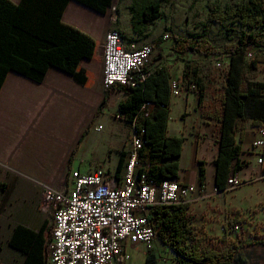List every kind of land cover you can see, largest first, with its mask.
<instances>
[{
	"label": "crops",
	"instance_id": "crops-1",
	"mask_svg": "<svg viewBox=\"0 0 264 264\" xmlns=\"http://www.w3.org/2000/svg\"><path fill=\"white\" fill-rule=\"evenodd\" d=\"M9 1L17 5L21 0ZM107 19V14L94 12L73 0L67 3L61 17L64 24L87 33L96 42L93 58L83 59L78 65L79 71L85 76V81L78 82L71 74L50 66L40 84L10 71L0 90V183L5 186L0 189V199L4 203V210L13 214L16 212L14 215L21 221L14 226L19 224L38 232L46 223L48 228L45 233L46 243L50 237L51 222L48 220V209L42 199L44 188L51 186L62 189L70 183L69 174L74 170L87 174L97 168L103 169L110 184L114 186H120L123 176L131 145L128 134L130 124L122 119L117 120L115 116H119V104L128 97V94L117 88L105 90L102 86V50L104 34L108 30ZM120 26V29L134 33L130 22L128 25L123 21ZM166 44L165 41L154 49L157 52L152 55L146 72L153 77L160 71L167 74L170 87L173 81H179L181 84L182 71L186 63L179 60L173 65L169 62L186 54L181 56L172 51L166 53L164 49ZM217 63H221L222 67H228V59L225 57L217 59ZM261 67L264 68V64H258L256 69L249 71L248 82L264 84L263 80H251L249 77L251 72L260 71ZM226 81L225 78L222 89L216 94H209L207 72V85L201 102L195 91H186L178 84L177 93L174 94L170 88L166 135L183 139L180 156L177 159L176 180L180 184L201 186L198 163L203 162L205 179L202 186L206 188L207 194L203 197L194 196L185 211L187 225L195 238L201 240L200 246L217 251L223 250L225 245L221 238L226 235L227 239L235 240L234 233H238L237 238L241 239L242 243L252 240L254 243L239 248L234 264H264V162L258 163L263 148L254 146L260 139L256 124H253L257 116L249 117L241 128L233 127L231 132L234 145L240 147L233 164L239 163L237 175L245 184L241 188L224 192L225 178L222 177L219 181L222 192L218 194L214 192L217 189L215 163L219 156L223 132L219 118L222 116ZM106 92L108 94L106 107H112L116 111L113 113L115 126L107 131L105 137L117 143L116 147L108 148L110 151L106 158L109 157L110 160L109 155L113 152L115 159L112 164L104 163V167L97 164L87 169L81 166L76 169L71 164L76 145L89 129L92 128L94 132L103 130L101 125L93 126V120ZM212 95L214 99H211ZM150 96L151 100L157 98L153 91L150 92ZM99 126L102 127L101 131L97 130ZM106 158L103 162L107 160ZM120 163L121 170L117 172ZM142 165L144 169L149 170V165ZM157 209L152 207L146 211L156 233L152 250L146 251L142 245L134 247L127 245L123 254L129 255L128 250H135L139 254L140 264H145L149 255H153L156 264H176L175 253L163 243L170 231L160 226L161 215ZM235 219L241 222L235 223ZM1 222L0 220V227L3 226ZM228 222L239 224V230L225 233L223 226ZM13 228L5 241H0V264H9L14 256L12 252L14 250L7 245ZM164 255L165 258L162 257ZM23 260L24 257L20 256L19 264H22ZM117 262L125 261L121 259Z\"/></svg>",
	"mask_w": 264,
	"mask_h": 264
},
{
	"label": "trees",
	"instance_id": "trees-1",
	"mask_svg": "<svg viewBox=\"0 0 264 264\" xmlns=\"http://www.w3.org/2000/svg\"><path fill=\"white\" fill-rule=\"evenodd\" d=\"M70 0H21L15 5L9 0H0V90L10 71L24 75L37 83H42L50 66L71 74L78 82L85 81V76L78 69L83 59L91 60L96 50V42L71 25L64 24L61 17ZM90 10L106 15L113 0H73ZM164 0H132L128 7L131 16L130 25L135 35H144L146 24L160 17V5ZM209 21L222 25L227 21L237 22L240 28L234 42L222 47H215L206 38L172 34L171 51L184 55L197 54L203 57H223L228 59L225 96L222 101L223 125L219 156L216 160V185L224 177V183L231 171L237 173L239 163L233 161L239 153V146L234 145L231 136L233 127L241 128L243 122L251 116H257L256 127L264 125V84L248 82V73L264 64V0H245L233 5H221L208 2L206 6ZM165 41L160 38L154 49ZM253 50L252 58L247 59L248 51ZM148 66V65H147ZM146 66V67H147ZM146 67L144 71L146 72ZM207 66L196 61L187 62L182 71L180 87L186 91H195L199 102L203 98L207 85ZM147 73V72H146ZM246 81V82H244ZM169 76L161 71L157 76L147 75L138 88L122 87L128 94L119 104V116L132 124L133 130L142 139L139 151L141 164L149 165V180L159 185L166 180L178 178V158L183 139L166 135L170 87ZM246 83V84H245ZM157 98L151 100L150 92ZM108 94L105 93L98 112L107 106ZM145 102L153 105L149 114L144 116L142 106ZM143 131L142 134L140 132ZM78 144L74 148L76 151ZM264 162V147L262 152ZM143 166V165H142ZM199 182L205 179L203 162L198 163ZM121 170V163L117 172ZM264 173V171H263ZM5 188L0 183V189ZM225 189V187H224ZM161 217L159 224L170 231L163 243L175 253L176 264H234L241 246L254 241L243 242L236 238H221L225 245L223 250L206 249L200 246L199 239L193 235L186 222L188 205L155 206ZM235 221L241 222L239 219ZM236 223V222H235ZM233 222L223 226L227 233ZM48 231L44 223L38 232L17 224L14 226L7 245L24 257L22 264H47V243L45 233ZM145 264H156L153 255L146 258Z\"/></svg>",
	"mask_w": 264,
	"mask_h": 264
},
{
	"label": "built area",
	"instance_id": "built-area-1",
	"mask_svg": "<svg viewBox=\"0 0 264 264\" xmlns=\"http://www.w3.org/2000/svg\"><path fill=\"white\" fill-rule=\"evenodd\" d=\"M107 15L108 30L104 34L102 50V86L105 90L126 86L138 88L148 75L144 68L151 61L154 47L150 43L138 45L124 41L116 27L118 15L113 4ZM253 55L254 51L250 50L246 58ZM216 66L221 68L222 64L217 63ZM178 84L179 81L170 84L174 94ZM152 108V104L145 102L143 115L149 114ZM115 118L122 119L117 115ZM101 128L99 126L97 130ZM133 129L132 126L131 145L120 186L110 184L105 170L97 168L87 174L74 170L69 174L70 183L62 189L47 186L42 190L43 202L52 217L47 264H115L118 260L129 259L127 254H123L127 245H142L146 251H151L156 233L146 211L158 205H186L194 196L207 194L204 186L180 184L177 180H166L159 185L150 181L140 162L139 151L143 141ZM256 130L260 139L254 146L263 148L264 125L257 126ZM258 163H262V156ZM244 184L237 173L231 171L224 192L241 188ZM214 192L222 191L215 189ZM3 204L0 199V216ZM239 227V224H234L230 230L237 231Z\"/></svg>",
	"mask_w": 264,
	"mask_h": 264
},
{
	"label": "rangeland",
	"instance_id": "rangeland-1",
	"mask_svg": "<svg viewBox=\"0 0 264 264\" xmlns=\"http://www.w3.org/2000/svg\"><path fill=\"white\" fill-rule=\"evenodd\" d=\"M217 2L224 7L225 5H233L235 3H241L245 0H164L162 5H160V17L159 19L147 23L146 31L144 35L138 36L134 33H130L129 30L124 31L120 29V23L123 21L128 23L131 18L128 7L132 0H113V5L116 8L118 19L116 26L119 28L122 37L126 42H135V44L150 43L154 47L155 42L160 38H165L176 34L182 36V38H206L209 40L213 46L222 47L226 43L234 42L237 38L240 28L236 24L237 22L227 21L222 25L214 24V22L209 21V14L206 8L208 2ZM108 16V15H107ZM130 17V18H129ZM120 26V27H119ZM167 44L164 46L165 52H171L172 40L166 39ZM163 41V42H165ZM162 42V43H163ZM156 50L153 51L152 55L156 54ZM152 58V57H151ZM181 60L185 63L190 61L201 62V64L207 66V72L209 77V82L207 85L208 93L213 95L222 89L223 82L226 78V74L229 70L228 67L218 68L216 66L217 58L210 57H198L195 54H186L182 58L176 57L175 60H171L169 63L176 65V63ZM151 62V61H150ZM102 68V67H101ZM102 70V69H101ZM251 80L258 79L259 81H264V68H260V71H253L249 75ZM212 78V79H211ZM211 99H214V96ZM100 105V104H99ZM99 107V106H98ZM116 109L112 107H104L100 113L95 114L93 120V126L101 125L103 130L101 132H94L91 129L84 134L83 138L79 141L76 151L74 152L72 159V166L76 169L78 167H83L87 169L90 166H95L97 164L104 167V163L109 162L112 164L114 161V153L112 152L109 157L106 158V154L110 151L108 148H114L117 143L112 139L105 137V134L110 128H113V113ZM129 139L132 136V125L130 124L128 129ZM122 135V134H121ZM104 158L107 160L103 162ZM114 172V170H112ZM16 213V212H15ZM14 213V214H15ZM13 212L6 211L3 209L0 220L3 226L0 227V241H5V238L11 232L13 226L17 222H21ZM48 220L52 221L51 214H47ZM236 234L235 239L238 237ZM13 258L9 261V264H19L20 255L15 250ZM129 259L123 263L115 264H140L138 263L139 254L135 250H128ZM166 255L162 256L165 258Z\"/></svg>",
	"mask_w": 264,
	"mask_h": 264
}]
</instances>
